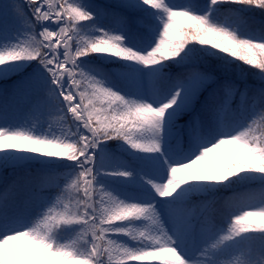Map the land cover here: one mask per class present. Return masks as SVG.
<instances>
[{
	"label": "snow or ice",
	"instance_id": "snow-or-ice-1",
	"mask_svg": "<svg viewBox=\"0 0 264 264\" xmlns=\"http://www.w3.org/2000/svg\"><path fill=\"white\" fill-rule=\"evenodd\" d=\"M256 9L0 4V172L15 176L0 264H264V21L242 15Z\"/></svg>",
	"mask_w": 264,
	"mask_h": 264
},
{
	"label": "trees",
	"instance_id": "trees-1",
	"mask_svg": "<svg viewBox=\"0 0 264 264\" xmlns=\"http://www.w3.org/2000/svg\"><path fill=\"white\" fill-rule=\"evenodd\" d=\"M97 2L99 3H103V4H112L115 2V0H97ZM177 2H182V0H177ZM196 3L203 5L206 0H195ZM3 3H7L9 5H17L20 3H23L21 0H0V4ZM238 7H242L239 5H224L225 9H231V8H238ZM12 11L14 12L15 9L13 8ZM244 17H246L249 21H250V28L251 30H255L256 28L261 26V22L264 21V10H259L256 9L254 11H249V12H245L242 14ZM9 20L11 21V17H9ZM81 23H89V22H81ZM114 21L111 18H106L104 20V24L106 26H113ZM10 27H11V23H10ZM247 67V66H246ZM13 79H16V77H13ZM249 82L250 83H257V80L254 79L253 77L249 76ZM2 85V88H10L11 87V82L5 83L0 81V86ZM0 102H2V100H0ZM23 107V104L21 102V108ZM51 123H53L54 125H56L57 123H62L61 121H59L56 118H52ZM259 123V120H258ZM46 126V125H45ZM35 168H33L34 170ZM19 175H22L23 173H18ZM15 179V176L12 174V171H3L0 172V190L3 189L4 184H10L13 180ZM256 186H259V181L256 182ZM72 194H75L74 190H72ZM222 195H226V196H231L232 193L228 192V193H224ZM199 199V198H198ZM236 206V202L233 201L232 202V207L234 208ZM216 212H215V222L217 225H223V227L225 229H227L228 227H230L229 221H228V217H227V213L223 210L222 206L220 204H216ZM199 211V210H197ZM121 239H127L125 237H121ZM248 251V243L244 242L241 243L239 245V249L234 251V257H236L239 261H243L244 259H246V256L243 253H246ZM228 259H232V257H229Z\"/></svg>",
	"mask_w": 264,
	"mask_h": 264
},
{
	"label": "rangeland",
	"instance_id": "rangeland-1",
	"mask_svg": "<svg viewBox=\"0 0 264 264\" xmlns=\"http://www.w3.org/2000/svg\"><path fill=\"white\" fill-rule=\"evenodd\" d=\"M22 1H23V0H22ZM108 27H111V26H108ZM61 126H65V125H61L60 123H59L58 125H56V127H58V128L61 127ZM33 167H35V165H34ZM7 171H11V169H9V170H7ZM238 249H239V247H238L237 249H235V250H238ZM235 250H234V251H235Z\"/></svg>",
	"mask_w": 264,
	"mask_h": 264
}]
</instances>
